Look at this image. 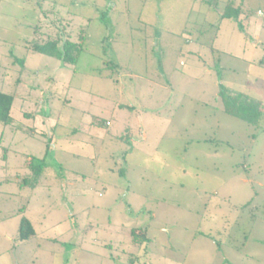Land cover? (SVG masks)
Masks as SVG:
<instances>
[{"label":"rangeland","instance_id":"rangeland-1","mask_svg":"<svg viewBox=\"0 0 264 264\" xmlns=\"http://www.w3.org/2000/svg\"><path fill=\"white\" fill-rule=\"evenodd\" d=\"M125 1L0 0V89L15 92L13 120L0 122V264H264V244L254 240H264V131L216 100L220 83L245 79L247 64L215 62L211 75H189L187 52L134 41L142 6L129 0L128 16ZM182 1L149 6L176 11ZM58 34L83 40L77 64L27 47ZM249 70L264 80L263 68ZM147 107L153 114L139 118ZM144 122L146 142L133 128ZM128 134L130 143L112 137ZM30 155L46 167L24 188ZM245 162L253 185L240 179ZM254 192L246 211L237 208ZM253 213L256 225L244 218ZM23 216L37 234L20 241ZM135 227L147 228L148 242H133Z\"/></svg>","mask_w":264,"mask_h":264},{"label":"crops","instance_id":"crops-1","mask_svg":"<svg viewBox=\"0 0 264 264\" xmlns=\"http://www.w3.org/2000/svg\"><path fill=\"white\" fill-rule=\"evenodd\" d=\"M149 1L150 0H138L139 7L142 6V8H139L141 10L137 15L141 27L137 26L135 29L132 28L135 32H138L136 38H134L136 40L133 39L134 41H137L142 47L153 52L159 50L160 52L168 53L173 50L180 54L187 52L188 56L191 57L190 64H188L189 68L187 67L188 70H186L189 75L195 71L193 69H198L200 74L203 72L206 75H211L214 72L213 68L216 69L219 64L221 66L220 68L225 70L232 67L230 66L232 62L236 64V61H244L245 63H243L248 66L247 70L244 68V71L241 72L245 75V79L240 80L239 77H233L228 79L227 82L222 83L235 91L247 93L251 97H255L259 100L261 99V101L264 102V96L261 95V93L264 92V80L261 81V76L258 75V72L252 74L249 70L251 67H257V70L261 68L264 69V50L262 52V57L260 56V60L256 59L257 50L259 47L264 46V42H262L261 39V31L264 29V9L260 8L262 7L261 3L254 6L255 3L260 0H183L180 2L182 7L178 8L176 11L172 9L163 11L155 9L153 6H149ZM155 1L168 4L171 0ZM174 2H176V0H174ZM229 3H232L234 8L238 7L240 9L239 21H244L245 32L241 31L239 28L238 20L223 17V13ZM125 5L127 7L128 16H130V1H125ZM114 6L116 7L117 4L113 3V7ZM157 26H160L158 27V31L155 29ZM148 27H152V31L146 32ZM133 40H131V43H134ZM246 53H248V55ZM203 54L206 57H204ZM208 54L209 58H207ZM226 56L232 59L226 60ZM169 60L170 58L167 57L166 61ZM215 62L218 65H216ZM180 64L184 66L187 65L183 62ZM161 65V58H156L155 66L159 67ZM156 75L159 76V78L163 77V73L160 72V70L156 71ZM216 100H220L219 95L216 96ZM201 101L202 100L197 99V102L201 103ZM150 113L153 114L150 112V108L147 107L144 112L137 114V116L142 118ZM106 123L108 124H106V126L112 124L110 121ZM144 123L142 125L133 126V128L136 132H139L141 136L139 139L146 142L148 140V129L146 123ZM112 137L115 140H119L118 137L120 136L113 135ZM137 138L138 137H136L134 141L139 142ZM136 151L137 148L134 152ZM132 152L128 154L127 160L129 156L133 154ZM140 153L145 156H150V154L144 150H140ZM244 164L245 166L240 179L244 184L253 185L254 181L250 177V164L246 162ZM258 171L259 175H263L264 166H260ZM258 184L264 187L262 181H258ZM227 197L230 196L228 195ZM256 197L257 192H254V195L245 196L243 202H238L237 208H242V210L246 211V209L255 202ZM244 218L250 219L253 225H256L259 219L261 220L255 213L248 215V217L245 216ZM251 233L250 231L249 234L248 232L245 234H248L244 238L245 242H248L251 238ZM35 234H37L36 228ZM254 240L264 244V240L262 239L254 238Z\"/></svg>","mask_w":264,"mask_h":264},{"label":"trees","instance_id":"trees-1","mask_svg":"<svg viewBox=\"0 0 264 264\" xmlns=\"http://www.w3.org/2000/svg\"><path fill=\"white\" fill-rule=\"evenodd\" d=\"M223 17L234 18L239 22V28L245 32L244 21L240 20V9L234 8L232 3L226 6L223 13ZM28 49L33 53L47 55L55 57L62 61L65 65H75L83 51V40L81 42L73 41L69 37H64L58 34L56 37L48 36L45 40H32L27 44ZM18 61V58H16ZM24 64V58L19 59ZM219 97L220 101L223 102L224 111L234 117H237L247 124L252 125L256 129L264 130V103L261 100L251 97L249 94L244 92L235 91L224 84L219 85ZM15 98V92H6L0 89V122L7 125L12 122V106ZM131 129L129 127L128 130ZM132 130V129H131ZM130 143L129 134L118 137ZM129 151L122 153V161L120 166L127 163V156ZM25 163L29 168V173L20 179L21 187H36L43 171L46 167V162L43 159L36 158L34 156H26ZM119 173L125 177V168H120ZM35 234L34 225L28 217H21L18 239L20 241L27 240L29 237ZM131 236L133 242L139 246L143 243L148 242L146 227H135L131 230Z\"/></svg>","mask_w":264,"mask_h":264}]
</instances>
